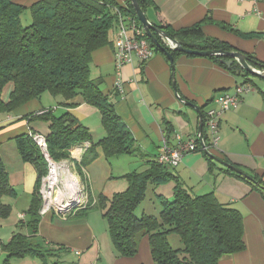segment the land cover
<instances>
[{"label":"crops","instance_id":"crops-1","mask_svg":"<svg viewBox=\"0 0 264 264\" xmlns=\"http://www.w3.org/2000/svg\"><path fill=\"white\" fill-rule=\"evenodd\" d=\"M13 1L30 7L39 0ZM116 1L122 5L128 2ZM150 1L146 13L156 26L168 24L175 30L197 26L205 36L224 41L264 63V0ZM117 32L116 27L111 42L92 52L90 77L102 81L103 93L112 99L116 113L131 131L135 150L128 155L136 156V162H141L139 168L128 170L119 165L115 174L110 161L112 157H107L102 146L96 145L106 136L101 112L87 103L82 95L68 100L73 104L67 106L61 97H47L43 93L40 98L32 99L12 112L1 111L0 161L8 170L11 189L9 194L0 196L2 210L8 211L6 215H0V264H5L7 256L3 246L15 233H33L27 221L38 172L32 163L22 159L17 137L30 131L47 134L49 122L31 119L27 115L37 114L43 109H53L54 112L56 108L52 106L55 104L63 113H72L92 134V140L83 142V148L78 149V153V146L70 150L69 159L86 191L92 198L98 199L99 195L107 192L110 180L115 185L108 191L114 194L124 190V181H118L124 174L148 170L152 162H156L164 137L174 146L180 139H199V112L180 97L198 105L205 117L207 111L216 106V97L235 93L238 84L249 82L253 90L242 95V102L237 108L222 114L219 146L209 149L224 161L264 181V78L257 76L261 79L257 84L251 75L235 74L211 56L176 54L178 97L170 60L164 52L154 48V54L146 62H139L136 58L132 64L122 68L120 78L123 92H120L116 86ZM13 87V83L9 82L0 91L2 100H9ZM205 136L209 144L206 127ZM94 154V160L87 165L82 164L84 156ZM212 160L213 163L200 149L186 153L179 165L168 166L172 173L169 180L160 184L148 183L144 204L148 200L156 204L157 201L173 199L178 182L194 195L213 192L220 202L242 213L246 243L244 250L224 257L219 264H264V191L228 171L226 165ZM147 207L143 208V215L147 213ZM94 208L95 205H92L67 216L53 210L43 213L34 237H40L45 246L60 248V253L69 252L58 256L62 262L71 264H157L152 256L149 237L143 233L139 237L136 255H118L103 210ZM22 214L24 217H21ZM11 264H42V261L38 257L28 256L12 258Z\"/></svg>","mask_w":264,"mask_h":264},{"label":"trees","instance_id":"trees-1","mask_svg":"<svg viewBox=\"0 0 264 264\" xmlns=\"http://www.w3.org/2000/svg\"><path fill=\"white\" fill-rule=\"evenodd\" d=\"M138 1L147 12L151 1ZM24 13L31 15L28 25L23 24ZM119 13L137 16L131 0L126 5L116 0H39L30 7L13 0H0V91L9 82L14 86L8 101L0 97V112H12L46 92L61 97L67 106L73 104L68 103V100L82 95L102 115L106 136L96 145L102 146L107 157L133 153L135 149L131 131L116 113L112 99L103 93L102 81L90 77L92 52L111 42ZM160 27L186 48L236 50L224 41L205 36L197 26L183 30H175L168 24ZM155 35L159 37L157 33ZM148 39L155 49L160 50ZM170 51L173 56L183 53ZM247 56L252 66L264 69L263 62L253 55ZM211 57L228 67L224 60L230 57ZM228 69L238 75H251L238 62ZM29 116L49 122L50 130L45 135L49 152L55 160L69 159L71 149L92 140L89 128L69 111L56 116L53 109H49L46 113H30ZM203 135L206 141L205 125ZM17 140L22 159L32 163L38 172L27 221V226L34 234L17 232L4 244L3 249L7 253L5 264H11L12 258L28 256L38 257L42 264H62L60 259L49 262V259L59 257L60 248L46 247L33 240L41 219L43 199L40 187L43 177L48 173V164L29 133L20 135ZM199 149L204 151L200 140ZM205 155L213 163L212 157L206 152ZM95 157V154L84 156L81 162L87 165ZM227 170L251 183L254 188L264 191L261 177L249 179L233 169ZM8 174L0 161V196L9 194L11 189ZM125 177L128 180L125 190L114 193L110 198L101 194L95 203L101 207L107 219L118 255H136L138 236L142 233L149 237L152 256L157 264H219L224 257L246 248L242 213L220 202L213 192L194 195L178 182L174 198L161 201L159 216L145 214L139 217L135 211L145 199L148 183L166 182L172 173L168 166L156 161L152 162L148 170L133 171ZM2 206L0 204V215H6L8 211H3ZM173 231L181 235L184 248L174 249L171 246L168 233Z\"/></svg>","mask_w":264,"mask_h":264},{"label":"built area","instance_id":"built-area-1","mask_svg":"<svg viewBox=\"0 0 264 264\" xmlns=\"http://www.w3.org/2000/svg\"><path fill=\"white\" fill-rule=\"evenodd\" d=\"M118 32L115 39L116 53H115V64L117 69L118 80L116 86L120 92H123V83L121 80V71L126 64H132L137 58L139 62H146L154 54V47L148 39L144 26L136 15L133 14H123L119 13V20L117 24ZM253 90V86L249 82L240 83L236 86L235 93H224L214 99L216 104L215 107L210 108L206 116L204 117V125L209 132V141L207 143L208 148L218 147L220 142V117L226 111L237 108L242 102V95ZM49 109H43L37 114H42L48 112ZM29 136L36 146L41 150L47 164L48 173L43 177L40 187V193L43 199V205L41 208V214L53 210L63 216H67L70 213L76 211V209H85L97 203L96 198L86 191L83 184L80 185L79 195L77 200L74 202L77 208L74 210H69L67 213L59 210L58 207L51 203L52 197L56 195V192L64 188V182H54L52 181V176H57L56 168L63 169L64 166L69 168L72 172L71 165L68 160H55L48 147L47 136L42 132L30 131ZM181 138V137H179ZM162 146L160 147V152L156 157V161L162 165L176 167L179 165L185 154L196 151L199 149V139L190 138L188 140L180 139L177 145H171L167 137L162 140ZM87 147L84 146V148ZM82 144L78 146V149L82 150ZM71 165V167H70ZM86 172V170H84ZM74 173V172H72ZM81 182V181H80ZM68 205V202H65ZM21 217H24L22 214Z\"/></svg>","mask_w":264,"mask_h":264},{"label":"water","instance_id":"water-1","mask_svg":"<svg viewBox=\"0 0 264 264\" xmlns=\"http://www.w3.org/2000/svg\"><path fill=\"white\" fill-rule=\"evenodd\" d=\"M131 3L133 5V8L137 14V17L141 21L142 25L144 26V29L146 31L147 36L151 39L153 44L158 47L161 51L166 53V56L170 60V64L172 67V74H173V85L175 88V91L178 94V89L176 86V80H175V61H174V56L170 50L174 51H179L183 52L186 54H191V55H199V56H228L230 59L224 60V63L228 66L231 67L234 62H238L241 67L248 73L254 76L262 77L264 78V69H258L254 66H252L249 62L248 56L246 53L240 51V50H225L223 48L220 49H210V50H199V49H191V48H186L181 45V43L170 36L163 28L156 26L148 17L147 13L144 11L142 8L141 4L139 3L138 0H131ZM157 33L159 37L155 35ZM161 38V40H160ZM182 101H184L187 105H190L194 107L198 112L200 116V122L198 126V131H199V139L201 142V145L204 149V151L212 157L214 160L226 165L227 167L235 170L236 172L244 175L245 177L249 179H253V177L243 171L242 169L224 161L223 159L219 158L217 155L212 153L210 149L207 146V143L204 139L203 136V126H204V117L203 113L200 110V107L193 103L192 101H189L187 99H183L180 97ZM62 180L66 181V176L62 175ZM64 185L65 182H64ZM77 208L76 203L73 201L72 204H68L65 209L62 210V212L67 213L69 210H74ZM80 209H76L78 211Z\"/></svg>","mask_w":264,"mask_h":264},{"label":"rangeland","instance_id":"rangeland-1","mask_svg":"<svg viewBox=\"0 0 264 264\" xmlns=\"http://www.w3.org/2000/svg\"><path fill=\"white\" fill-rule=\"evenodd\" d=\"M22 21H23L24 25L30 24L31 23V15L29 13H24L23 17H22ZM251 79H253L257 84L261 80L260 78H258L257 76H254V75H251ZM46 95H47V97L48 96L49 97H53V95H51L49 92H46L44 94V96H46ZM52 107L56 108V109H54V112H53L54 115L60 116L63 113L62 109L59 110L60 108H58V104H55ZM85 150L86 149H84V151ZM135 157L136 156H132V155H128V154H120V155L112 156L110 161L114 165L115 174H117V172H118L117 170L119 169V165L122 166L124 169L125 168H129L128 170H134L136 168H139L138 164H141V162L140 163L136 162V158ZM68 162L72 165V162L70 161V159L68 160ZM71 165H70V167H71ZM71 170H72V172L75 173V167L72 166ZM128 173H130V172H128ZM78 174H80L79 171H78ZM126 174H124V176L120 177L119 180H118V181H120V180L124 181V183H125V186L123 187L124 190L128 186V180L125 177ZM80 185L82 186L81 182H80ZM114 185H115V183H113V180H110L108 185H107L108 188H106L107 192H104V194L107 197H109V198L112 197L113 193H110V191H108V190H111L112 186H114ZM155 201H157V200H155ZM19 206H21L20 203H19ZM145 207H147V211H146L147 213L146 214H152V215L159 216L160 215V211L162 209V204L159 201H157L156 204H153L150 200H148V202L145 201V204H144V200H143L142 203L139 205V207L135 211L136 215L141 217L144 214L143 213V211H144L143 208H145ZM94 209L102 210L99 205H97V206L95 205ZM140 236L141 235H139L138 237H140ZM37 237L38 236H36V237L33 236V240L36 241V242H39L43 246H45L44 243H43V240L40 237H38V240H37ZM168 239H169V242H170L171 246L174 249H182L185 246V243L183 242L181 235L178 232H176V231L168 233ZM46 247L52 248L53 246H47L46 245ZM67 253L69 254V252H62V253H59V254L62 255V254H67ZM57 259L62 260L61 257L59 256V257H54V258L49 259V262H52V261L57 260ZM62 264H71V263L65 261V262H62Z\"/></svg>","mask_w":264,"mask_h":264},{"label":"bare ground","instance_id":"bare-ground-1","mask_svg":"<svg viewBox=\"0 0 264 264\" xmlns=\"http://www.w3.org/2000/svg\"><path fill=\"white\" fill-rule=\"evenodd\" d=\"M78 153V150H76ZM57 176H52V181L54 182H61L62 175L66 176V185H64V188L58 190L56 192V195L52 197L51 203H54L59 210H63L67 207L65 202H68L69 204H72L73 201L77 200V197L79 195V188H80V180L75 175V173H72L69 171V168L67 166H64L63 169L56 168Z\"/></svg>","mask_w":264,"mask_h":264}]
</instances>
